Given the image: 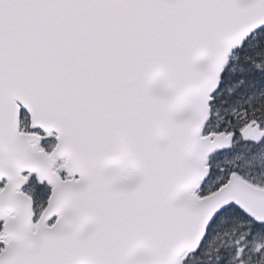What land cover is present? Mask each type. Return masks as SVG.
I'll use <instances>...</instances> for the list:
<instances>
[{
	"label": "snow or ice",
	"instance_id": "obj_1",
	"mask_svg": "<svg viewBox=\"0 0 264 264\" xmlns=\"http://www.w3.org/2000/svg\"><path fill=\"white\" fill-rule=\"evenodd\" d=\"M0 264H264V0H0Z\"/></svg>",
	"mask_w": 264,
	"mask_h": 264
}]
</instances>
